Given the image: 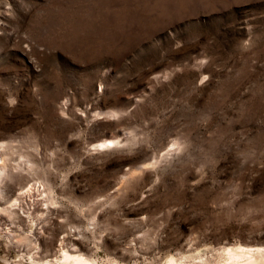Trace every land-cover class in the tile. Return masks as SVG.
Returning <instances> with one entry per match:
<instances>
[{
    "label": "rangeland",
    "instance_id": "374dc122",
    "mask_svg": "<svg viewBox=\"0 0 264 264\" xmlns=\"http://www.w3.org/2000/svg\"><path fill=\"white\" fill-rule=\"evenodd\" d=\"M1 158L0 264L264 247V0H0Z\"/></svg>",
    "mask_w": 264,
    "mask_h": 264
},
{
    "label": "bare ground",
    "instance_id": "6f19581e",
    "mask_svg": "<svg viewBox=\"0 0 264 264\" xmlns=\"http://www.w3.org/2000/svg\"><path fill=\"white\" fill-rule=\"evenodd\" d=\"M104 145L102 144L101 147ZM0 165L4 162V159H0ZM2 169V168H1ZM3 169L1 171V174ZM0 174V175H1ZM32 188L27 189L26 193L29 194ZM15 204H19V201H15ZM70 256L64 254L61 260L56 264H68ZM205 260V259H204ZM206 261V260H205ZM216 264H264V247H246V246H230L224 249L219 255V260Z\"/></svg>",
    "mask_w": 264,
    "mask_h": 264
}]
</instances>
